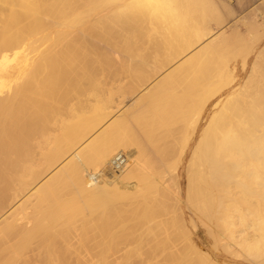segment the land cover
<instances>
[{
  "label": "bare ground",
  "instance_id": "1",
  "mask_svg": "<svg viewBox=\"0 0 264 264\" xmlns=\"http://www.w3.org/2000/svg\"><path fill=\"white\" fill-rule=\"evenodd\" d=\"M243 1L0 0V264H82L79 251L71 252L74 258L62 254L70 252L71 232L80 231L85 219L114 217L103 197L110 192L117 198L139 196L140 221L147 219L145 235L130 254L135 257H127L126 264L145 258L142 250L151 241L156 249L170 248L168 234L175 228L163 220L184 219L178 177L186 168V209L214 237L209 224L221 219L237 240L227 245L231 255L264 263V96L255 90L261 87L256 79L264 78V0L251 4L254 25L241 34L248 18L243 11L234 14L231 4ZM21 17L31 21L28 31L18 26ZM95 20L110 26L107 36L82 25ZM15 75L13 85L2 90ZM239 94L250 97L253 117L225 127L223 109ZM183 122L188 132L174 166L159 159L162 153L152 148L150 134L141 129L142 141L136 133L138 124L151 125V133L162 140V133ZM198 122L202 127L208 122L207 129L198 130L195 147L187 151ZM132 153L137 158L128 159ZM118 154L125 165L115 171ZM243 155L255 157V166L244 165ZM223 159L232 160V166ZM158 165L163 177L172 168L173 179L155 215L152 201H145L153 188L136 190L138 182H146L143 174ZM118 202L116 215L127 210ZM36 248L41 249L37 255ZM102 248L96 256L108 247ZM88 256L85 264L113 262L104 255Z\"/></svg>",
  "mask_w": 264,
  "mask_h": 264
},
{
  "label": "rangeland",
  "instance_id": "2",
  "mask_svg": "<svg viewBox=\"0 0 264 264\" xmlns=\"http://www.w3.org/2000/svg\"><path fill=\"white\" fill-rule=\"evenodd\" d=\"M258 3H259L258 0H250V1L244 0L240 4H236V3H232L231 4V6H232L231 7L232 8L231 10H232V12L234 14H236V13L238 14L239 12L241 13L243 11L241 13V15L242 16H245L246 19L248 18L247 20H245L244 22H242L243 24L241 23L242 26H240V28H239V31H240L241 34H244L247 29H250V28L253 27V25H254V19L253 18L254 17L250 14V12H251L250 10L254 6H256ZM251 4L253 5V7L251 6ZM247 7H249L248 8L249 10L247 9ZM5 13L6 12H4V14ZM248 13L250 14L251 17L249 16ZM225 14L226 13L224 12L223 17H225V18L228 17L227 14H226V16H225ZM5 15H4V17H6ZM7 15L9 16L8 13H7ZM20 19H21V21L22 20L23 21L22 22L19 21V23H21V24H18V26L19 27H22L23 26L24 28L26 27L24 30L25 31H28L27 28L31 26V21H29V19L27 20L25 17H21ZM25 19H26L27 22L25 21ZM82 25H83V27H87V28L94 27L92 33L94 35H98L99 34V36H107L110 33V30H111V28H109L110 27L109 25L108 26H105L104 24L99 23L98 20L97 21L95 20L93 23L92 22L89 23V21H87V23H84ZM249 26H251V27H249ZM175 33L176 32H174L173 34H175ZM235 39H236V37H234V40ZM9 63H11V62H9ZM263 67H264V63H263ZM261 70L264 72V68L261 69ZM12 78H13L12 80L10 79V80H7L6 81L7 83L5 84V87L2 90H5V89L8 90L9 88L7 89L6 87L7 86L10 87V86L13 85L14 81L16 80V75L14 77H12ZM8 81H10V82H8ZM257 81L259 82V84H261V87L255 88V90L261 96H264V83H263L264 82V78L263 79L258 78V79H256V82ZM252 97H253V95H252ZM226 109H223V124L225 125V127L226 126L227 127L228 126H235L237 124V122H239L237 120L246 119L248 117L250 118V116L253 117V115H251V114H253L254 111L252 112V109L253 108L251 109L250 97H248V95H240L239 94V95L235 96V99L229 105H227ZM248 115H250V116H248ZM245 122H246V120H245ZM142 124L143 123L138 124L141 127H139L138 131L136 130L137 132L135 131L137 133L138 138L140 140H142V141H145V137H144L145 133H144V131L141 132L142 130H145L148 135L150 134L149 138H150V140L152 142L151 143L152 148H154L155 151H160L162 153V155H161L162 157H159V159L163 163H165L166 165L174 166L175 163L178 161L179 156H180V153H181V142L184 140V138L186 137L187 132H188V125H187V123L186 122L176 123L175 126H173V127L170 128L169 131L161 134L162 140L161 139H157L158 137L155 138V136L153 135L154 132L151 133V131H152L151 130L152 129L151 125H149L150 126L149 127V126H143ZM201 124L198 122L197 129L194 132V136L192 138L191 144H189V146L186 148L187 151H190V150H192L193 147H195V144H196L195 140H197L198 137H199V135H197L198 130H201V133H202L204 130L207 129L208 122L203 127L201 126ZM243 124H244V121H243ZM254 124H256V121L253 122V126H255ZM135 125H134V127H135ZM142 127H144L145 129H143ZM135 128H138V127H135ZM237 129H240V127H238ZM240 131L243 132L242 129ZM142 133H144V134H142ZM195 133H196V135H195ZM203 138H208V137L207 136H204ZM159 140H161V141L159 142ZM155 141H156V144L154 143ZM154 144L155 145L158 144V145L155 146ZM94 145H93V147H94ZM93 147L89 148V150H88L89 151V155H90L89 158H92V156L94 154V150H92ZM88 151L87 150L84 151V153L81 155V156H83V157H81L82 159H85L86 158V155L88 154ZM132 158H137V155L136 154H133V153L132 154H129L128 155V159H132ZM241 158H243L244 165H250L251 167L255 166V162H256L255 157H252V156L248 157L246 155H243V156H241ZM232 162H233L232 160L223 159V163L229 164L231 166H232ZM158 167H159V165H158ZM158 167H155L152 170H147V174H143V175H145L144 176V179H145L146 182H143V181L138 182L137 185L139 187L136 190L137 192H139V190L144 189V188H150V187L153 188V191L150 192L151 194H149V193L145 194V198H146L145 201H147V202H151L152 201V203L154 205V208H155L154 209V214L155 215H156V213H158L157 210H156V206L158 204L157 201H159L160 196L163 195L164 191H166L167 189L171 188V186H172L171 185V182H172V179H173V176H172L173 170H172V168H169V170H167L166 176L163 177L162 174L159 173L160 171H162V169L160 167L159 168ZM178 168L181 171L183 169V164H179L178 165ZM239 170H241L240 171L241 173L242 172H246V168H241ZM200 173H202V175L205 176V170L204 169H202V171ZM134 174L138 178L139 177L141 178V176H142V174L137 173V172H135ZM178 180L181 183V186H182V189H183V205H182V208H181V212L183 214V218L184 219H165V220L161 219L164 222L168 223V225H167L168 228H171V226H169V224L171 222L172 225H174L173 228L176 229V227H177V229H179V230L176 229L177 232L175 231V229L172 230V228H171V230L174 231V232L170 231V229H168V231H167L168 233H169V231L172 233V234L171 233L168 234V235H171L172 237H175L176 235L180 236V238L178 236H176L177 238L175 237L176 242L179 241V242H177V244L175 242L173 243L172 240H174V239L169 236L170 237V240L172 242V245L174 244V245H177V246L176 247L174 245H173L174 247L171 246L170 245L171 242H170V243H168V245H170L169 246L170 248H166L167 250L169 249L168 251L166 249L164 250L162 248H157L156 249V248L153 247L152 241H151V243H148L149 242V241H147L148 239L145 238L146 240H144V239L143 240L146 241V244L147 243L148 244H151V246L149 245L150 247H148V249H147L150 252L147 251L144 248L146 246L145 245L143 247V249H145V251L144 250H142L143 252L141 251L142 254L145 255V256L142 255V257H145V258H141L139 260L134 259V260H132L133 261L132 264H135V263L138 264V262L139 261H142V260L143 261L140 262L139 264H258L259 261H260L259 264H264L262 259H259V260L258 259H255V260L252 259V261H251V259L246 260L244 258L235 257L233 254L231 255L230 252L227 251V245L228 244H231V243H234L237 240L236 239L234 240L233 239L234 236L230 232L226 231L225 226H224V223H223V226H222L221 219H219L220 221H217V223L214 221L213 224L212 223L209 224V226H211V230L213 231L214 235H216V237L209 235L206 227L203 226V224L201 222V219H199L195 214H193L192 212H190L185 207L186 206L185 204L187 203L186 202V199H185V192H186L185 189H186L187 183H188V181H187V168L185 169V171L183 173H181L179 175ZM113 193L114 192H110V194H112V195H109V193H106L105 195H103V197H106L104 199H106L107 201H109V204H111L110 207H109L110 210H108V211L106 210V212H109L110 213V211H111L112 214L111 213L110 214H111V216L114 215V217L112 216L113 217L112 218L107 213H104L105 216L107 215V218H110L111 217L110 218L111 219V222L109 221L110 219H108V221L107 220H103L101 218V216L98 215V214H96V215H98L97 217L94 215L97 220L95 218L94 219L91 218L92 220L91 219L90 220L88 219V222H87V219H85L87 223H85V220H84L81 223L80 226L79 225L77 226V229L80 230V231H83L85 229L84 232L81 233L82 234L81 237H79L80 235L78 237L77 236L74 237V235L80 234V233H78L80 231H76L75 233L71 232L72 235H73V238L71 237L70 240H74V242L73 241H70V240H69L70 242L68 241V243L70 244L69 247L71 249H70V252L68 251L69 252L68 254L66 253L67 255H65V254L63 255L62 254V257L63 258H65V257H68L69 258V256L74 258V255H71V252L73 254V252L75 250H76L75 253H78V251H79V253H78V255H79L78 256V259L81 261L80 263H82V264H85V262H82V261L85 260L84 257L87 256L89 254V252H90V256H91V257L88 256L89 259L91 258L93 260H96L97 258L99 259L102 255H104L103 257H106L107 261H108L109 258L112 257V259H113L112 260L113 261L112 264H119V263L120 264H124V263L126 264L127 257L128 258H134L135 257V256L132 257L130 255V254H134V253H131V251L133 250V248L135 247V245L138 244V242H140L139 237L143 238V235H145V232L142 231V228H144L143 226L147 222L146 221L147 219H144V221L143 220L140 221L141 220V217L139 216V214H141V212H142V210H141V208H142L141 207V199L138 200L139 199L138 198L139 196H135V195L130 198V197H128L130 194H124V195H122L124 198L121 197V195L118 194V198H117L116 197L117 194L116 193L113 194ZM119 197H121L120 199H122V200H120ZM153 197H155V198H153ZM110 198L113 201L112 203H111ZM101 199H103V198L101 197ZM116 199H117V201H116ZM224 200H225V197L223 195V201ZM118 201L121 202L120 203L121 206L119 207V209L123 206L122 203L123 204L125 203L124 206H123L124 208H121V209L122 210L123 209L125 210V206H126L127 207V210H125L124 213L122 212L121 214H119V212H118L117 215H116V212H115L116 210H114V209H116L115 204L119 203ZM112 205H114V207ZM117 206H118V204H117ZM119 209H117V210L119 211ZM139 211H140V213H139ZM132 212H134V214ZM135 213H136V215H135ZM104 214L102 216H104ZM120 215H122V217L124 215L125 217L123 219H118ZM105 216L103 218H106ZM98 217L100 219H98ZM138 217H140V219ZM82 220H80L78 222V224ZM99 220L103 224H100L99 223L101 226L99 225L100 227L98 226L99 227L98 228L96 226V224L98 222H100ZM124 220L126 221L125 223H124ZM148 220H151V219H148ZM152 220H155L156 221V220H160V219H152ZM167 220H169V221H167ZM209 220H211V219H209ZM121 221H123V223H124L123 225L120 223ZM115 222H117V223H115ZM85 224H87V225H85ZM90 224H92V225L90 226ZM140 224H142V225H140ZM112 225H114V226L112 227ZM213 225H214V227H213ZM87 226H88V229L86 228ZM125 226H127L128 228L125 227ZM101 227H103V228H101ZM117 227H119V229ZM107 228L109 230L108 234L105 231V229L107 230ZM114 228L117 231L120 230L121 232H117ZM125 228L127 230H129V232ZM101 229H103V230H101ZM237 231H239V230H237ZM95 232H98V234H100V235H98V234L96 235V236H99L98 238L96 236H93V234L95 235ZM126 232H128V233H126ZM115 234L117 236H119L118 237V240L116 238L117 236L115 237ZM127 234H128L129 240H127V239L125 240V238H128L127 237ZM91 235H92V237H91ZM208 235H209V237H208ZM70 236L71 235H69V238H70ZM95 237L97 238L96 240H95ZM103 237L104 238L106 237L105 238L106 240ZM108 237H110V238H108ZM188 237L191 238L190 239V240H192L191 242H190V240L189 241L187 240ZM76 238H79V239H76ZM178 238L181 239V240H183V242L181 240H178ZM184 238H185V240H184ZM217 238H218V240H217ZM100 239H103L104 241L101 242ZM160 239H162V238H160ZM111 240L113 241V246H111V248H109L110 245H112V244H110L112 242ZM97 241L98 242L100 241V242L98 243ZM81 242H83V243H81ZM84 243H85V247L87 246L86 248L85 247H82ZM89 243L91 245H89ZM126 244H130V246L127 247V248L124 247V245H126ZM144 244H145V242H144ZM117 245L118 246L121 245V246L118 247ZM105 246H107L108 248L106 249ZM62 247H63L62 253L63 252L65 253V250L66 249H65V246H63V244H62ZM102 247H104L105 250H104V252L102 251L103 253L101 254V256L100 255L99 256L97 255L98 256L97 257L96 254H98L99 252L101 253V250H103ZM152 247L154 248V250L156 249L154 252L152 250L153 249ZM38 248H36V250H35L36 251V255H37V252L39 254V251H41V249H39V251H37ZM150 248H152V249H150ZM171 248H173L175 250H173V249L171 250ZM84 249H86L85 252H84ZM96 249L97 250L98 249L99 250L101 249V250L100 251L98 250L99 251L98 252V251H95ZM160 249L162 250V252H160ZM164 251L167 252V253L165 254ZM106 252H108L109 254H106ZM83 253H86V254H83ZM136 260H137V262H136ZM157 260H159V261L157 262ZM204 260H206V261H204ZM253 261H256V263H254Z\"/></svg>",
  "mask_w": 264,
  "mask_h": 264
},
{
  "label": "built area",
  "instance_id": "3",
  "mask_svg": "<svg viewBox=\"0 0 264 264\" xmlns=\"http://www.w3.org/2000/svg\"><path fill=\"white\" fill-rule=\"evenodd\" d=\"M112 165L115 171L120 170L125 165V157L121 154L116 155L112 161Z\"/></svg>",
  "mask_w": 264,
  "mask_h": 264
},
{
  "label": "snow or ice",
  "instance_id": "4",
  "mask_svg": "<svg viewBox=\"0 0 264 264\" xmlns=\"http://www.w3.org/2000/svg\"><path fill=\"white\" fill-rule=\"evenodd\" d=\"M144 6H147V5H144Z\"/></svg>",
  "mask_w": 264,
  "mask_h": 264
}]
</instances>
